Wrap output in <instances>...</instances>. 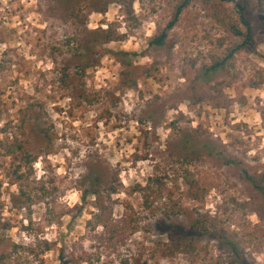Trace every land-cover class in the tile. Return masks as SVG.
<instances>
[{
    "label": "rangeland",
    "instance_id": "obj_1",
    "mask_svg": "<svg viewBox=\"0 0 264 264\" xmlns=\"http://www.w3.org/2000/svg\"><path fill=\"white\" fill-rule=\"evenodd\" d=\"M182 1L0 0L7 264H236L223 231L264 264V0H238L255 46L210 74L236 44L233 6L191 0L153 46ZM205 220L220 232L192 229Z\"/></svg>",
    "mask_w": 264,
    "mask_h": 264
},
{
    "label": "trees",
    "instance_id": "obj_2",
    "mask_svg": "<svg viewBox=\"0 0 264 264\" xmlns=\"http://www.w3.org/2000/svg\"><path fill=\"white\" fill-rule=\"evenodd\" d=\"M206 2H211V1H218L221 3H225L228 5L233 6V14H232V19L230 23H228V28L229 32L233 35V37L236 39V44H234L231 48H228L226 53L223 56H216L213 58V62L209 67L205 68V74H210V73H216L219 70H222L226 68L230 62L233 60L234 56L244 50H253L254 48V28H253V18L251 16V12L249 10V3L247 1H238V0H205ZM191 0H183L180 5H178L175 13V19L170 22L167 25V28L161 32V34L156 37L151 44L156 47H162L166 44L167 39H168V31L172 30L176 22L179 20L180 15L183 13V11L189 6ZM234 16V17H233ZM80 47L77 46L75 51H77V55L79 54ZM87 54H80L79 57L81 59H85L87 57ZM117 57L123 62V65L127 66L128 68H133V64L127 59L128 55L127 54H118ZM125 58V59H123ZM188 142V139H187ZM201 146V145H200ZM21 149V146L19 147ZM204 148L210 152H213V148L210 145H204ZM11 153V148L9 147L7 149V154ZM185 185L189 189V193L191 197H199L200 193L198 190V181L196 180V175L194 173H191L186 170V176H185ZM247 179L251 181V183L254 185L255 181L248 176L247 174ZM88 180L90 181V188L93 189V194H96V188L97 185L99 184V177L95 173H93L92 169L88 175ZM255 186V185H254ZM139 190L143 193L144 198H146V201L148 200L147 195V190L142 189L139 187ZM264 190V189H263ZM262 189H259V191L263 192ZM112 194H116L117 191L116 189H112ZM86 195L88 194V191H85ZM99 218V217H98ZM99 222H102L105 226L106 229L109 233V235L114 237V234L119 230V228H116L113 219H108L107 221L101 220ZM0 224H1V219H0ZM2 227L5 228V230H8L10 228V225L8 224H2ZM192 229L195 230L196 232L200 233L201 231L203 233H219L220 231H217V227L214 221L212 220H205V221H197L193 226ZM223 231V230H221ZM217 235V234H216ZM219 238H221L222 242L226 244L228 247L229 251L232 253L234 258V262L236 264H250L246 260V256L244 252L239 248L238 244L234 243L232 240L229 239V237L226 235L225 231H223L220 235ZM50 250V249H47ZM7 257L5 255L0 256V264H7L6 263ZM123 264H140L138 260L135 262L133 261H124Z\"/></svg>",
    "mask_w": 264,
    "mask_h": 264
}]
</instances>
